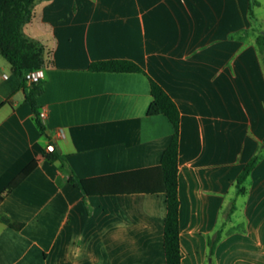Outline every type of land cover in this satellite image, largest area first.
<instances>
[{
    "label": "crops",
    "instance_id": "0c3cea01",
    "mask_svg": "<svg viewBox=\"0 0 264 264\" xmlns=\"http://www.w3.org/2000/svg\"><path fill=\"white\" fill-rule=\"evenodd\" d=\"M24 33L51 57L45 133L0 54V214L22 225L0 221V264H166L167 197L148 189L174 129L148 117L151 80L180 111L181 264H264V0H37ZM109 61L142 72L90 69Z\"/></svg>",
    "mask_w": 264,
    "mask_h": 264
},
{
    "label": "trees",
    "instance_id": "16d2710c",
    "mask_svg": "<svg viewBox=\"0 0 264 264\" xmlns=\"http://www.w3.org/2000/svg\"><path fill=\"white\" fill-rule=\"evenodd\" d=\"M36 1L0 0V54L11 64L15 75L20 79L21 85L26 92V100L32 107L41 131L45 133V127L41 122L37 104V99L44 90L43 81L30 82L29 76L49 65L51 57L39 42L27 38L24 33V27L31 23L35 17ZM250 12L253 15L252 7ZM258 46L260 51H264V36L258 38ZM90 69L94 72H142L139 66L129 61L94 63ZM151 92L153 103L148 110V117L165 116L171 122L174 133L170 145L162 156L161 165L154 169L160 172V185L154 190L148 189V192H162L166 194L167 216L164 228L166 264H181L180 198L178 194L180 111L166 91L153 80H151ZM44 157L49 161L60 160L64 163L66 162V157L59 155L56 151L52 153L45 152ZM259 160V154L254 156L238 177L237 189L239 194L245 192L244 184ZM98 181L82 180L74 173L69 177V182L77 186L86 195L92 194L89 187ZM12 187L0 195V202ZM95 192L101 193L98 190ZM0 221L15 230L22 228V225L12 222L8 217L1 214ZM220 237V233L218 232L216 237L210 240L211 256L214 254V247Z\"/></svg>",
    "mask_w": 264,
    "mask_h": 264
},
{
    "label": "built area",
    "instance_id": "2783aa9c",
    "mask_svg": "<svg viewBox=\"0 0 264 264\" xmlns=\"http://www.w3.org/2000/svg\"><path fill=\"white\" fill-rule=\"evenodd\" d=\"M29 80L30 82H38L40 80H42V73L41 71H36L34 73H32L30 76H29ZM46 117V111H41L40 112V118L41 119H44ZM56 151V148L53 144L49 145L48 148H47V152L49 153H52V152H55Z\"/></svg>",
    "mask_w": 264,
    "mask_h": 264
}]
</instances>
